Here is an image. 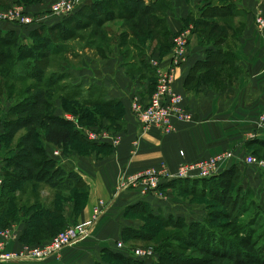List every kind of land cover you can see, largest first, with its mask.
Segmentation results:
<instances>
[{"label": "crops", "instance_id": "1", "mask_svg": "<svg viewBox=\"0 0 264 264\" xmlns=\"http://www.w3.org/2000/svg\"><path fill=\"white\" fill-rule=\"evenodd\" d=\"M94 2L85 1L83 4L86 6ZM190 4V0L189 4L188 0H170L165 17L168 42L170 35L188 25ZM235 5L241 12L220 17L222 22L231 23L222 49L231 53L233 62L221 58L222 53L208 57L211 45L200 44L197 32L191 37L186 59L176 69L174 87L184 96V104L193 119L178 122L177 131L171 134H164L157 127L141 133L139 120L131 110L134 95L140 96L144 104L149 102L150 93L146 90L154 75L151 67H147V73H144L148 74L147 78H139V75L132 73L137 71V66L127 64L119 49L114 48L102 53L103 58L86 60L81 68L74 69L79 74L75 84L99 87L103 90L105 103L116 101L121 107L120 119L111 129L120 142L113 144L109 139L90 141L83 131L85 126H79L78 117L66 112L64 105L57 100L54 115L67 119L77 136L71 146L59 147L63 156L56 157V165L66 171L77 172L84 186L72 184L62 192L40 181L41 207H33L35 200H29L26 190L22 197L28 208L17 213V219L8 221V227L15 224L17 236L9 241L7 248L18 250L24 245L40 244L50 238L46 236L39 241L25 243L22 240L23 230L30 224L37 229L42 223L46 231L58 232L91 220L99 200L109 205L89 236L64 249L59 258L15 264H105V250L122 252L117 243L128 239L125 228L139 230L144 223L138 213L127 212L128 206L138 202L145 203L155 214L174 216L186 222L200 220L207 213L205 203H198L194 207L180 190L183 195L167 193L177 187L163 185L158 194H144L133 187L120 191L119 177L124 171L133 174L162 165L175 171L180 163L232 151L234 158L231 165L238 171V187L243 191L249 190L251 199L264 208V165L248 164L245 160L248 155L263 160L264 155V123L261 122L264 112V31L258 30L254 22L255 13L259 9L264 12V0H238ZM149 43L142 50L144 55H148L145 58L158 59L167 68L171 61L169 48L160 52V49L154 48L155 40L151 39ZM199 62L208 63L196 69L195 81L191 82V71ZM205 76L211 78L205 79ZM107 119L115 122L116 117L109 116ZM4 122L0 121V158L11 151L9 144L17 146L19 140L18 133L9 144L2 140ZM137 139L138 145L135 143ZM41 143L50 155L58 147L43 136ZM2 193L3 188L0 187V198ZM38 208L41 213L45 209L50 210L46 211L47 215L40 223L35 224L33 221Z\"/></svg>", "mask_w": 264, "mask_h": 264}, {"label": "rangeland", "instance_id": "2", "mask_svg": "<svg viewBox=\"0 0 264 264\" xmlns=\"http://www.w3.org/2000/svg\"><path fill=\"white\" fill-rule=\"evenodd\" d=\"M54 1L56 0H0V9H5L14 5H22L29 12H34V14L36 13L35 15L40 18L41 23L38 26L24 27L18 26L17 23L13 24L12 22L0 21V31H2L0 32V38H2V41H4V43H1L0 41V49L3 51H7V53L9 52V56H7L4 62L0 64V121L17 119L20 115H23L21 114V112L17 111H19V109L21 108V102L29 99V97L31 96L30 94H26L25 90L33 83H36V80L31 77L34 68H29L30 70L28 72H25L24 68L27 67V65H30V63L35 64L36 62H40V64L44 65L45 67L43 82H45L46 85L47 83L49 84V82H51V85L44 87L50 93L49 99L53 101L54 104L51 111H54L56 101L58 100L64 105L66 112L73 114L75 117H80L79 126L81 124L83 125V127L85 126L83 128L84 132L106 131L110 135L109 140H111V142L113 141V139H118V141L120 142L119 137L115 136V134L112 133L111 129L112 127L116 126L115 123L118 122V119H120V116L122 114L121 107L116 101L105 103L106 99L103 97V90L101 88H94L93 86L87 87L84 86L85 84L81 83L75 84L78 80L79 74L75 73L74 69L81 68L84 61L86 60L89 61L97 59L98 57L103 58L104 55L102 53H105V51H111L114 48H118L120 53L124 56L127 64H129L130 66H137V71L132 73L139 75V78H147L148 74H144L145 71L147 73V67H151L153 69L154 75L151 77V82L146 90L150 93V98L157 81V73L152 67L150 59L155 58H145V56L148 55H144L142 50L144 49V47L150 45L149 41L151 42L153 34L148 32L147 30L144 31L139 28L138 17L130 13V11L125 10L122 7L124 5L120 6L119 8L115 6H108L111 3L108 4L106 1L110 0L104 1L106 3L103 10L104 12H102V10L97 12L96 8L93 7L95 8L94 10H86L87 13L85 11V13L81 16H79L78 14H73L71 17L69 16L67 18H60L50 13L51 4ZM85 1H89V3L91 2V0H84L78 8L79 11L84 6L83 3ZM144 1H157V3H159L160 5L157 17L162 18L165 21L166 12L168 10L167 8H169L170 0ZM190 1L191 11L189 13V22L186 26L187 28L189 26V23L190 25L195 24L193 23L195 22L194 20L204 19V17H206V13L208 14L213 8L224 6L225 9L230 8V11H232L233 13L237 11L233 6L234 3L238 0ZM92 6H94V4ZM209 19L212 18L206 17L205 21H207L208 23H211V21H216L220 24L219 28H217L216 33H209L210 29L213 27L212 25L200 24V27L197 28V31L195 26L194 30L192 31V35L197 32L199 40L201 38L206 40V42L209 43L208 45H211L212 47L211 50L214 57H216L215 52H218V50H220L222 51L221 58H225L229 62H233L234 58L231 53L227 50L222 49V42L225 39L226 35L230 33L228 27L231 23L228 21L222 22L220 18H215L212 20ZM41 25L45 26L41 28ZM186 27L184 26L173 35H170V42H168V29L166 26V22L160 24V26L157 27L156 30V32H160L157 39L155 40L156 45L154 46V48L160 49V52L163 49L169 48V52H171L173 46V37L183 33L187 29ZM32 31H36L34 35L31 34ZM32 54L37 57L39 55H42L43 59H39L36 61L31 56ZM158 62L160 61L158 60ZM182 64L183 63H181L180 65ZM161 67L165 68L164 66ZM196 72V70L191 72V75L193 77H191L192 79H190L191 82L195 81L194 76L196 75ZM75 77L77 79H75ZM206 78L211 77L205 76V79ZM106 116H115V122H113L112 120L109 121ZM5 124L6 123L4 122V131L6 130ZM159 129L162 131L161 128ZM175 131H177V129ZM24 133L25 129H22L18 132L19 139ZM162 133L164 132L162 131ZM86 137L87 139L89 138L88 136ZM11 141L12 140L7 138L5 142L9 144ZM18 143L19 140H17V146H15V144H9L8 147L11 148V151L6 153L4 157L0 158L3 169L6 171V183L4 186L6 190L4 193L5 197H9V186H12L14 185V183H16L14 182L15 180L13 179V176H19V174H21V171L15 169V165L20 160V157L18 156ZM225 152L212 155L208 158L219 156ZM262 157L264 160V155H262ZM42 159L44 160L45 157ZM181 164L183 163H180L179 165ZM37 171L39 174H43V172L45 173L46 169L43 167V164H41L38 165ZM24 185H26L27 193L30 196L29 200H32L33 198L35 200L33 203V207L35 205L36 207L40 206L41 184L37 182L35 185H33L31 182H28L26 184H22V187ZM216 187H220V184H218V182L216 183L215 181L213 183H210L208 189L210 190L211 188ZM133 188H139L140 191H144L145 184L141 183L139 184V187ZM160 189L161 185L159 186L157 193L147 191L149 192L147 194H158ZM162 193L164 196L165 192L162 191ZM167 193H179L178 195L184 194L183 196L192 201L194 207L197 206L198 203H205L207 206V211H209V208L213 211H216L217 216L214 219V222H212L216 228L220 229L221 232L225 233L230 239H233L240 244L241 242H243V249H247L252 252H258L256 248L251 245L252 241L247 240L248 237L246 235V232L244 228L241 227L242 225H248V218H250L253 212L247 213L245 216L239 219L241 221L240 224L234 225L232 219L229 218L230 216L228 217L231 212L230 206H228L227 208L223 206L221 202L218 203L213 198H209L208 196H200L197 193L192 195L184 193V191L181 190V193H183L181 194L179 189L177 188L170 190ZM10 199L11 203L6 205L5 211L2 213L1 218L3 220H9L10 217H14L17 213L25 211L28 208L26 207V201L23 199V197L21 198L19 192L13 193L10 196ZM100 201L105 202L104 200H99L98 205ZM246 203H250L249 200L246 201ZM258 206L260 207V205ZM222 210L224 211V214L217 212ZM196 214L197 212L195 213V215ZM207 214L208 213L204 214V216ZM137 215L144 222L140 227L141 232L152 237L149 240H144L140 237L134 236V232H131L128 234V239L126 240V242H123L125 246L124 248H122V250H125V252H129L132 248L135 247L152 249L155 254L152 258L146 260L147 264L159 262V257L161 255H165L164 257H167V261H165V264H264L260 261L254 263L241 258L234 262L233 259L227 258L228 254L223 253L220 256L211 255L209 251H207L206 253H201L198 251L199 247H192L191 245H187L184 241H182V238L185 235L184 228H179L178 222H167L164 220L163 215L159 213L155 215L162 216H151L148 209L145 212H140ZM199 217L200 215L196 218ZM3 227L7 228L8 226L3 225ZM60 231L56 232L54 235L58 234ZM129 253L132 254L131 252ZM104 260L106 261L105 264H134L133 262H127L125 259L121 260L115 258L113 254H110L108 252L105 253Z\"/></svg>", "mask_w": 264, "mask_h": 264}, {"label": "trees", "instance_id": "3", "mask_svg": "<svg viewBox=\"0 0 264 264\" xmlns=\"http://www.w3.org/2000/svg\"><path fill=\"white\" fill-rule=\"evenodd\" d=\"M104 1L105 0L95 1L93 3L94 6H92L93 4L86 5L82 7L80 11L78 10L75 14L81 16L85 13L86 10H94L95 8L97 12H99L100 10L104 12L103 10L106 4ZM110 1H106L108 4L111 3L108 6H115L119 8L120 6L124 5L122 7L125 10L130 11V13L138 17L139 28L144 31L147 30L148 32L153 34V40L157 39L160 32H156L157 27L165 22L164 19L157 17L160 8V5L159 3H157V1ZM233 7H235L237 10L235 13L230 11V8L225 9L224 6H221L219 8L211 9L210 12L208 14L206 13L205 16L215 19L235 15L238 12H241L236 7L235 3ZM206 17H204V19L194 20L196 31L197 28L200 27V24H204L213 26L210 29L209 33H216L217 28H219L220 24L216 21H211V23H208L207 21H205ZM43 26L45 25H41V28H43ZM35 32L36 31H32L31 34L34 35ZM0 41L1 43H4V41H2V38H0ZM199 42L202 45L209 44L203 38H201ZM212 53V50L209 48L208 57H210ZM215 53H218L219 55L220 53H222V51L218 50V52L216 51ZM7 56H9V52L7 53V51H3L0 49V64L4 62ZM31 56L36 61L39 59H43L42 55H39L37 57L32 54ZM206 63L208 62L196 63L192 71L196 70L197 68L202 66V64ZM29 68H34L31 77L36 80V83H33L25 90V93L28 95L30 94L31 96L29 97V99L21 102V108L19 109V111H17L21 112V114L23 115H20L17 119H9L5 121L6 130L2 135L3 141H6L7 138L12 140L20 130L25 129V133L21 135L18 143V156L20 157V160L15 165V169L21 171V174H19V176H13V179L15 180L14 182L16 183H14V185L12 186H9V197H5L4 195L6 191L4 188L6 183V171L4 170L5 181L2 186L3 193L0 198V229L4 228L3 225L8 226L7 224L9 220L17 219V214L14 217H10L9 220H3L1 216L6 209V205L11 203L10 196L13 193L19 192V195L22 198L23 194L26 192V185L22 187V184L31 182L33 185H35L37 182L39 183L40 181H43L49 184L51 187L56 188L57 190L62 192L69 189L72 184L84 186L83 181L80 179V175L75 171H66L61 166H57L56 163L58 159L53 155L47 153L46 148L41 143V137L43 136L48 142H52L60 148H67L72 145V143L74 142V137L77 135L76 131L72 128V124L67 119L54 115V111H51L54 104L53 101L49 99L50 93L44 88L48 85H51V82H49V84L47 83V85L45 82H43L45 75L44 65H41L40 62H36L35 64L30 63V65H27V67L24 68L25 72H28L30 70ZM78 120H80V117H78ZM44 157L45 159L43 160L42 158ZM41 164H43V167L46 169L45 173L43 172V174H39L37 171L38 165ZM37 173L39 174V176ZM215 181L216 183L218 182V184H220V187L211 188L209 190L208 187L210 186V183H213ZM239 182L240 180L238 171L231 165L220 174L211 178L178 179L163 183L161 186L164 185L166 187H177L180 191H184V193L192 195L197 193L200 196H208L209 198L215 199L218 203L221 202V204H223V206L227 208L228 206H230L231 212L228 217L230 216L229 218L232 219L234 225L240 224V218H242L249 212H253L250 218H248V225H242L241 227H243L246 232V235L248 237L247 240L252 241L251 245L255 247L258 252H252L247 249H243V242H241L240 244L237 241L230 239L225 233L221 232L220 229L216 228L212 222H214L217 214L216 211H213L210 208L209 211H207V215L202 217L200 220H192L191 222H186L184 219L175 218L174 216H163V218L167 222H178V227L184 228L185 235L183 236L182 241H184L187 245H191L192 247H199L198 251L201 253H206L207 251H209L211 255L214 256H220L222 255V253L228 254L227 258L233 259L234 262L241 258L254 263H257L259 261L261 263H264V208H262L261 206L259 207L258 204L251 199L249 190L243 191V189L238 187ZM248 200L250 203H246V201ZM37 207H41V205ZM147 209L149 210V214L151 216H162L155 215L153 209L149 208L143 202H138L128 206L127 212L139 214L140 212H145ZM45 210L48 211L50 209ZM46 211L44 213H41V210L38 208L33 222L35 224L40 223L46 217ZM217 212L224 214L223 210ZM23 231L24 234L22 236V240H24L25 243H33L41 240L46 236L50 237L49 239H51L56 233V231H46L42 227V223L37 227V229H35L33 225L30 224L26 226L25 230ZM131 232H134V236L140 237L144 240H149L152 237L147 234H143L141 232V229L132 230L129 228H125L126 236H128V234ZM44 243L45 242L36 245H42ZM116 251L117 250L108 249L105 250L104 255L106 252H108L110 254H113L115 258L121 260L125 259L127 262H133L134 264H147L146 260L149 259L137 258L130 254V251H127L128 253L125 252V250H122V252ZM164 256L165 255H161L159 257V262L151 264H165V261H167V257ZM0 264L15 263L0 262Z\"/></svg>", "mask_w": 264, "mask_h": 264}, {"label": "built area", "instance_id": "4", "mask_svg": "<svg viewBox=\"0 0 264 264\" xmlns=\"http://www.w3.org/2000/svg\"><path fill=\"white\" fill-rule=\"evenodd\" d=\"M84 0H56L51 4L50 13L60 18H67L75 14ZM0 21L17 23L20 26H38L40 18L34 13L26 10L22 5H14L5 9H0ZM255 26L258 30L264 31V12L259 9L254 15ZM187 28V27H186ZM194 24L181 34L173 37L171 49V61L167 68L156 59H150L152 67L157 73V81L154 91L149 98V102L144 104L138 95H134L131 100V110L136 115L140 123V132L145 133L153 127H159L164 133H171L177 129L178 122H188L192 119L191 112L184 105L183 95L176 91L174 87L175 73L177 67L185 61L190 44ZM261 122L264 123V112L261 115ZM90 140L107 141L110 135L106 131L85 132ZM139 139L135 143L139 144ZM118 139H113L112 143L117 144ZM54 157L63 156L59 147L53 151ZM234 152L228 151L219 156L198 160L191 163H183L175 171L167 166L148 167L129 175L126 171L119 177V190L130 187H139L144 183V191L147 194L158 192L159 186L163 183L178 179L211 178L220 174L231 166ZM248 164L264 165V161L254 155L246 157ZM5 181L4 169L0 160V187ZM108 203L100 201L94 210L91 220L68 226L42 245H24L18 250H9L8 243L16 238L17 230L15 224L0 229V262L16 263L21 261H45L59 258L62 251L67 247L76 244L87 238L94 224L100 219L103 212L108 207ZM123 241H118L117 247L124 248ZM137 258H152L154 251L150 248L135 247L131 251Z\"/></svg>", "mask_w": 264, "mask_h": 264}]
</instances>
